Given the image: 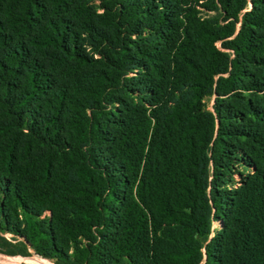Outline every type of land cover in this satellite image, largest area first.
I'll return each mask as SVG.
<instances>
[{"label":"trees","instance_id":"1","mask_svg":"<svg viewBox=\"0 0 264 264\" xmlns=\"http://www.w3.org/2000/svg\"><path fill=\"white\" fill-rule=\"evenodd\" d=\"M0 233L57 264H264V0H0Z\"/></svg>","mask_w":264,"mask_h":264},{"label":"rangeland","instance_id":"2","mask_svg":"<svg viewBox=\"0 0 264 264\" xmlns=\"http://www.w3.org/2000/svg\"><path fill=\"white\" fill-rule=\"evenodd\" d=\"M0 239L8 242V241H12L13 237L10 233H5V234L0 233ZM0 257H2V258H4V257H19L20 262L22 264H27L26 261L24 260L25 258H35L36 260L34 261L33 264H57L48 258H44V257L37 255L36 253H34L33 250H30L29 254H27V255H23V254L11 255L5 251H0ZM0 262H2L4 264H17L15 262H10L9 260H6V259L4 261H0ZM2 263H0V264H2Z\"/></svg>","mask_w":264,"mask_h":264},{"label":"bare ground","instance_id":"3","mask_svg":"<svg viewBox=\"0 0 264 264\" xmlns=\"http://www.w3.org/2000/svg\"><path fill=\"white\" fill-rule=\"evenodd\" d=\"M217 222V221H216ZM6 258H1L0 257V261H4ZM6 260H8V259H6ZM9 261H12V260H9ZM12 262H15V261H12ZM0 263H2V262H0ZM15 263H17V262H15ZM2 264H4V263H2ZM17 264H19V263H17Z\"/></svg>","mask_w":264,"mask_h":264}]
</instances>
